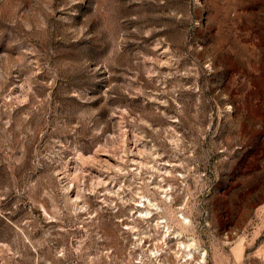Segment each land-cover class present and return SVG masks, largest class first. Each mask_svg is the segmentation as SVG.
<instances>
[{
    "label": "rangeland",
    "instance_id": "374dc122",
    "mask_svg": "<svg viewBox=\"0 0 264 264\" xmlns=\"http://www.w3.org/2000/svg\"><path fill=\"white\" fill-rule=\"evenodd\" d=\"M0 264H264V0H0Z\"/></svg>",
    "mask_w": 264,
    "mask_h": 264
}]
</instances>
